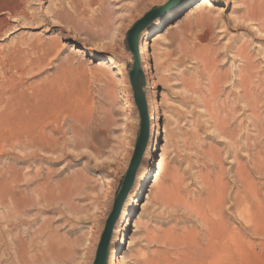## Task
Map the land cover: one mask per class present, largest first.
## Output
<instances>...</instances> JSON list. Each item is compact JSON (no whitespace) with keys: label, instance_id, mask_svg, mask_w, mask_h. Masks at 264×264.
<instances>
[{"label":"rangeland","instance_id":"1","mask_svg":"<svg viewBox=\"0 0 264 264\" xmlns=\"http://www.w3.org/2000/svg\"><path fill=\"white\" fill-rule=\"evenodd\" d=\"M21 6L26 18L0 16V113L11 122L21 111L41 115L56 144L45 153L0 148V264L94 263L140 128L126 35L154 10L139 42V53L147 42L153 69L147 85L140 63L148 140L113 230L122 228L111 264H179L186 246L203 240L213 207L235 229L240 264H264V238L240 225L233 208L241 191L234 149L245 157L253 207L264 205V0ZM245 65L250 77L239 86Z\"/></svg>","mask_w":264,"mask_h":264},{"label":"bare ground","instance_id":"2","mask_svg":"<svg viewBox=\"0 0 264 264\" xmlns=\"http://www.w3.org/2000/svg\"><path fill=\"white\" fill-rule=\"evenodd\" d=\"M203 5L206 7L208 6L206 3H203ZM21 7V0H0V16H8L11 18L20 16L26 18V12L23 11ZM246 13L249 18L254 17V12L252 10L249 9ZM158 22L159 21H156L153 26H157ZM149 32L150 31H146L144 36H148ZM258 32L264 33V26L260 25L258 27ZM242 58L248 62L245 56ZM151 62L152 60L150 59L148 45L147 42H145L144 44H141L140 47V63L145 71L147 85H151L153 82V69L150 64ZM243 70L246 77L239 75V80L237 82V85L239 86L244 85L246 79L250 77V71L249 69L247 70L246 65ZM246 91L247 90H243V95H241L243 100L246 99ZM13 110L12 112L14 113L15 110ZM6 116H8V114L6 115L4 112L0 113V148L5 146H12L15 148V146H17L20 148L36 150L39 153H45L46 150L54 149L53 147L56 143L52 139V135L50 136L45 133L46 129L44 128L45 125L42 124V122L44 123V120L41 119V115L31 117L30 115L28 116V113L21 111L17 112L16 119L14 118L13 122H11ZM150 118L151 121H154V119L157 121L156 126L153 127L152 125V128L153 132H156V139H158L160 134L158 125L159 111L157 107L154 110V113L150 114ZM33 119L36 120L33 121ZM11 130L12 132L15 131L16 135H5L7 131ZM151 135L153 136V133H151ZM236 147H238V145ZM243 148L248 150L249 146L245 145ZM242 151L244 150H240L239 152ZM31 155L33 159L36 158L35 152H32ZM243 158L245 157L242 155L240 156V154L234 149L233 159L235 165L233 177L235 178V181L240 184L241 191L235 193L233 208L237 210L238 216L241 219L240 225L252 229L254 233L259 234L264 238V205L258 203L257 211L255 210V206L253 207L255 196L250 182L249 171L242 163ZM251 161L253 167L259 168L262 165L260 160L257 161L256 159H251ZM261 174L264 176V169ZM145 177H148V171L146 172ZM218 208L219 207H213L209 210L210 213L208 212L209 215L204 221L205 234L203 240L199 243L195 242L187 245L186 250L182 253L179 264H240L241 256L238 252V240L235 234V229L231 224L228 225L225 222L224 215L221 209ZM123 215H125V211L122 216ZM126 223L128 225V221ZM121 229L122 228L119 227L115 228L116 231L112 237L111 245L109 246L110 264L114 261L116 255L117 242L119 241L118 234L122 233Z\"/></svg>","mask_w":264,"mask_h":264},{"label":"water","instance_id":"3","mask_svg":"<svg viewBox=\"0 0 264 264\" xmlns=\"http://www.w3.org/2000/svg\"><path fill=\"white\" fill-rule=\"evenodd\" d=\"M158 12L159 10H154L146 15L143 19L139 20L127 32L126 35V44L132 54L133 62L132 71L129 74L130 84L133 90L134 103L140 117V128L137 135L133 156L123 178L120 189L115 197L112 211L105 223L104 231L101 235L93 264H107L109 243L112 238L115 224L121 214L128 193L135 182L137 170L146 148L149 134L148 109L145 97L146 81L140 68L139 42L141 39V34L156 17Z\"/></svg>","mask_w":264,"mask_h":264}]
</instances>
